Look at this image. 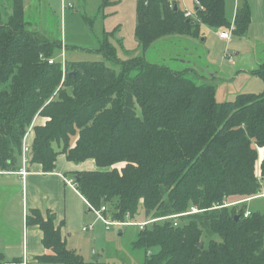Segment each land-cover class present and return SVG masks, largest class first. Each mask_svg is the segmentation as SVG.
<instances>
[{
  "label": "trees",
  "instance_id": "1",
  "mask_svg": "<svg viewBox=\"0 0 264 264\" xmlns=\"http://www.w3.org/2000/svg\"><path fill=\"white\" fill-rule=\"evenodd\" d=\"M194 1L186 17L177 0H139L135 34L143 51L167 45L186 52L202 24L246 34L247 0L233 27L225 0ZM10 2L8 21L0 12V172L18 171L33 125L27 170L53 173L60 154L75 164L94 160L99 170L74 173L90 211L106 207L104 217L124 223L143 208L146 222L162 221L139 229L132 243L146 264H264V213L245 217L247 206H239L264 195L257 150L264 147V92L218 102L214 84L191 77L197 71L185 61L123 59L106 32L96 50L104 61H70L64 69L53 59L62 45L28 29L23 0ZM256 74L264 82V63ZM26 220L44 234L48 253L39 262L105 264L67 249L55 216L32 210Z\"/></svg>",
  "mask_w": 264,
  "mask_h": 264
},
{
  "label": "rangeland",
  "instance_id": "2",
  "mask_svg": "<svg viewBox=\"0 0 264 264\" xmlns=\"http://www.w3.org/2000/svg\"><path fill=\"white\" fill-rule=\"evenodd\" d=\"M23 1L24 9L26 8L24 13L30 22L28 29L38 31L39 38L44 41L61 43L62 48L58 46L53 52V59L57 62L64 60L70 62L69 58L80 62L104 61L96 50L100 48L104 40L103 33L110 32L107 37L116 46L118 54L123 59L144 54L152 62L172 67L176 66L173 60L185 61L197 71L195 74H190L191 77L200 83L208 81L207 83L214 84L218 102H234L240 95L264 92V82L261 76L256 74L264 63V0H247L251 8V23L244 36L233 33L231 27L217 29L202 24L200 37L192 38L190 43L187 42L186 52L181 46L167 45H160L159 51L153 48L147 52L143 51L135 34L139 0H47L51 17L44 8L46 0ZM170 1L174 2V0ZM177 1L180 2V8L184 12L190 10L192 14L195 13L194 0ZM225 1L226 17L233 27L236 9L241 4V0ZM0 12L3 21H8L13 15L10 0H0ZM222 32L228 33V40L220 38ZM117 39L123 40L124 48L120 46ZM66 46L69 48V55L66 54ZM73 48H77V52ZM180 55L181 57H178ZM257 150L258 163L261 164L264 147H258ZM60 156L65 155L60 154L58 157ZM80 164L76 166L82 170H92V167L94 170L100 169L94 160ZM262 193H264V179ZM77 205L75 210L79 209V213L84 214L85 217L79 219L71 215L69 206V217L65 224L67 249L82 255L86 262H93L97 255L98 261L105 264H146L143 260L144 253L133 248L132 245L139 227L112 226L108 229L105 222L94 211H89L87 203L84 205L78 202ZM239 206H247V210H260L264 213V197H255ZM106 219L115 223L110 217ZM147 220L149 219L144 216L143 208H140L136 218L127 219L126 222L143 223ZM90 225L93 229L84 232L83 228H89ZM215 239L220 238L216 236ZM27 264L45 263L32 257Z\"/></svg>",
  "mask_w": 264,
  "mask_h": 264
},
{
  "label": "crops",
  "instance_id": "3",
  "mask_svg": "<svg viewBox=\"0 0 264 264\" xmlns=\"http://www.w3.org/2000/svg\"><path fill=\"white\" fill-rule=\"evenodd\" d=\"M44 8L51 17L47 0ZM25 10L26 8L24 12ZM24 19L30 25L26 13ZM32 32L40 36L38 31ZM44 122V119L36 118L34 123ZM29 141L32 144L33 132ZM21 163L17 172H0V255L7 263L17 260L28 263L32 257L37 258L48 253L43 245L44 234L41 229L37 225L27 223L26 218L32 210L40 211L45 219L48 214L55 216V225L61 226L62 236L67 244L65 224L69 217L68 208L70 206L71 215L80 219L85 215L80 214L79 209L75 210L78 207L77 203L81 202L84 205L87 203L79 191L76 192L68 185L67 180L75 179V172L96 171L93 167L92 170L79 169L76 164L67 162L65 156H60L57 158L56 170L53 173H44L39 165H31L28 174L22 177L18 174L23 167V162ZM70 173L73 175H69Z\"/></svg>",
  "mask_w": 264,
  "mask_h": 264
},
{
  "label": "built area",
  "instance_id": "4",
  "mask_svg": "<svg viewBox=\"0 0 264 264\" xmlns=\"http://www.w3.org/2000/svg\"><path fill=\"white\" fill-rule=\"evenodd\" d=\"M185 16L186 17H191V16H193V14H192V12L190 10H185ZM220 38L223 39V40H228L229 39V35L226 32H222V33H220ZM65 62H66L65 60L62 62L64 69H65ZM49 63L52 64L53 61L51 60V61H49ZM32 127L29 129V131L26 134V136L24 138V141H23V148H22V162H23V167L21 168V170L18 173L22 177L23 176H26L28 174L27 166L29 164V154H30L31 148H32L31 147L32 144L30 143L29 140H30V135L32 133ZM67 183L76 192L78 191L77 190V185H76L75 179L67 180ZM262 197H264V195H262ZM250 200H252V199H248L246 201L248 202ZM92 210L96 213V215L99 218H101L105 222V224H106V226H107L108 229H110L112 226L123 227V226H131V225H133V226H137L141 230H143L146 227V225L151 222V221H149V222H145V223H137V222L136 223H134V222L112 223V222L108 221L106 219V217H104L102 215V211H105L106 210V207H102V211L101 210H96V209H93V208H92ZM250 214L251 213L248 210L245 213V217H248ZM152 222H155V220H153ZM92 228H93L92 226H90L89 228H84V231L91 230ZM5 264H14V263H5ZM22 264H27V262L26 261H23Z\"/></svg>",
  "mask_w": 264,
  "mask_h": 264
},
{
  "label": "water",
  "instance_id": "5",
  "mask_svg": "<svg viewBox=\"0 0 264 264\" xmlns=\"http://www.w3.org/2000/svg\"><path fill=\"white\" fill-rule=\"evenodd\" d=\"M177 7V6H176ZM178 8V7H177ZM238 219V218H237ZM203 244H201L202 247ZM93 262H98V256L96 255V257H94Z\"/></svg>",
  "mask_w": 264,
  "mask_h": 264
}]
</instances>
